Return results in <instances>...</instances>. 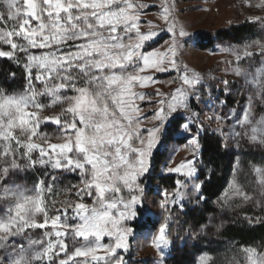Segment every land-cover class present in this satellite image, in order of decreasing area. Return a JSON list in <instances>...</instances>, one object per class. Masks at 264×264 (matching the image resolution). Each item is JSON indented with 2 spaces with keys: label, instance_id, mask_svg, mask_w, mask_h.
<instances>
[{
  "label": "snow or ice",
  "instance_id": "obj_1",
  "mask_svg": "<svg viewBox=\"0 0 264 264\" xmlns=\"http://www.w3.org/2000/svg\"><path fill=\"white\" fill-rule=\"evenodd\" d=\"M152 7L144 0H0V59L24 73L19 88L0 86V264H128L121 253L130 250L132 222L143 205L142 180L169 134L191 136L192 159L166 170L185 179L160 201L169 214L151 246L161 264L172 245L169 204L183 208L188 194L197 204L206 200L197 164L204 127L192 101L201 103V89L209 85L180 59L190 33L177 23L174 6L160 0L158 23L145 25L142 17ZM255 7L264 9V0ZM249 20L264 33V16ZM165 34L169 39L161 48ZM229 51L248 97L239 116L233 109L228 117H215L233 119L223 147L233 139L237 148L245 141L264 151V114L254 110V102L264 104V36ZM173 72L167 83L176 84L174 89L142 91L160 83L156 74ZM9 77L15 81L16 73ZM223 84L227 94L229 81ZM145 102L153 106L150 118L142 108ZM52 109L58 111L45 115ZM44 124L55 125L56 131H41ZM239 164L237 159L221 207L238 198L264 208V157L250 162L247 188L235 178ZM37 167L45 170L44 178L32 185L17 181ZM64 174L78 181L58 193ZM58 194L63 198L57 200ZM201 234H206L203 229L193 239ZM224 261L264 264V244L233 245ZM195 264H216V258L204 253Z\"/></svg>",
  "mask_w": 264,
  "mask_h": 264
},
{
  "label": "rangeland",
  "instance_id": "obj_2",
  "mask_svg": "<svg viewBox=\"0 0 264 264\" xmlns=\"http://www.w3.org/2000/svg\"><path fill=\"white\" fill-rule=\"evenodd\" d=\"M144 2L155 5V7L149 9L147 14L142 17L145 25L148 21L158 23L156 20V13L160 10V0H144ZM259 2L260 0H169V4L174 6V14L177 23L182 25L184 29L190 33V36L185 38L184 45L181 49L182 55L180 56V59L190 69L200 73L204 77V83L209 85V88L201 89V103H197L195 100L192 101V109L193 111L199 112V121L203 123V127H209L210 131L218 134L224 142L227 134L233 131V119L217 120L215 117H228L233 109L236 110L237 116H239L243 111L248 97L244 81L234 74V69L237 65L235 57L229 50L242 48L252 40L264 36V33L260 32L259 25L254 24L255 30L240 38L238 41L224 40L216 43L213 47L207 50L197 48V35L203 32L214 33L216 30L227 28L230 25L250 22V17L264 16V9L255 7ZM248 3L252 6L249 7ZM168 39L169 36L167 34L163 35L159 41V46L163 48L165 46V41ZM260 59L261 57L259 56L255 57V61H259ZM247 63L248 62H242L240 66L247 67ZM256 66L259 65L257 64ZM175 75L174 72L171 74H156L160 83H157L148 89H143L142 91L152 93L156 88H160L165 92L170 91L177 85L168 84L167 81L173 79ZM225 80L229 81L228 87L230 91H228L227 94L223 84V81ZM4 84L5 83L0 81V86H3ZM213 89H216L217 92H214ZM209 91H211V98L208 96ZM153 99H155V97H153ZM220 100H225L226 103L221 106L219 103ZM152 107V105L146 102L142 104L144 113L149 118L152 114ZM254 110L258 115L264 114V104L254 102ZM53 111H58V109L46 111L45 115H50ZM185 115H190V113ZM209 117H212V119L209 120ZM145 125L151 126L148 120L145 121ZM196 127L197 125L194 124L193 128H195V130ZM41 131L52 134L56 131V126L53 124H44L41 126ZM236 131H240V129H236ZM184 135H187V139L185 144L181 146L173 142L166 143L162 137L156 150L160 148L166 149L167 158L159 168V175L175 174L178 176V180L183 181L185 179V177L181 176L179 173H168L166 171L167 168L175 167L181 161L192 159V149L189 145L191 136L189 134ZM191 135L195 134L192 133ZM228 144V148L234 153L232 169L229 173L224 191L221 196L213 202L215 213L209 215L207 227H202L197 231V233H201V230L203 229L206 234L198 235L199 241L202 242L203 251L193 257V264H195L198 257L204 253L215 257L216 264H225L224 258L225 256L231 255L233 245H242L238 244L236 241H225V243L220 245H214L213 249H208L210 243H212L210 241H213L214 239L213 231L215 229L223 228L234 218L238 217L245 220L247 223H249V218H251L254 223H257L255 222L257 217L264 220V208L256 207L255 203H246L237 198L221 207L225 194L230 193V184L234 179L233 168L236 165L237 159H239L240 162L239 169L237 170L239 174L235 178L247 188L251 181V178L247 175L250 162L259 161L264 157V151L257 147L250 146L245 141H240L239 148L236 147V142L233 139H229ZM44 171V169L37 167L35 170H29L26 173L20 174L17 177V181L32 185L39 179L44 178ZM68 175L72 174H64L60 177L56 186V191L58 193L61 188L71 185L69 183ZM177 187L176 184L175 190ZM181 191H183V189H181ZM163 193L164 191L160 190L158 197L153 194L150 195L145 187L143 205L138 208L137 219L132 222L134 235L129 238L130 250L128 253H121L125 255L128 264H161L160 254L151 246V237L155 235L160 223L163 222L164 217L167 215V212L160 208V201L163 199ZM190 195L191 194L185 196L184 202L188 200ZM55 198L60 200L63 198V195L58 194ZM173 206L181 207L179 203L176 205L169 204V209ZM145 215L158 220V226L153 228L146 225L144 230L136 229L135 225L138 224L140 220H143ZM41 231L42 230H37V233L39 234ZM215 236L217 238L219 237L218 234H215ZM105 242H107V238H105ZM165 253L166 254L163 258L164 264H169L167 258L170 256V248L165 250Z\"/></svg>",
  "mask_w": 264,
  "mask_h": 264
},
{
  "label": "trees",
  "instance_id": "obj_3",
  "mask_svg": "<svg viewBox=\"0 0 264 264\" xmlns=\"http://www.w3.org/2000/svg\"><path fill=\"white\" fill-rule=\"evenodd\" d=\"M254 30L255 25L253 23L243 22L216 30L214 33H199L196 46L201 50H207L224 40L238 41ZM12 72L16 73L15 81L9 77ZM0 74V81L5 83L3 86L10 89L19 88L24 82L23 68L6 59H0ZM213 91L217 92L216 89H213ZM195 132L196 130L193 128L192 133L195 134ZM163 138L166 143L173 142L181 146L185 144L187 135L169 134ZM199 143L201 147L197 164L200 169L199 180L204 181L202 194L206 197V200L197 204L189 197L183 203V208L173 206L170 209L172 219L169 232L172 245L170 246V256L167 258L169 264H193V257L203 251L202 242L199 241L198 236L193 239V234L197 233L202 227H207L209 215L215 213L213 202L224 191L234 162L233 151L230 148L225 149L223 147L224 140L218 134L211 132L209 127H204V130L200 133ZM166 158L167 150L164 148L157 149L153 154V169L150 175L142 180L150 195L153 194L158 197L160 190L164 192L175 190L176 181L178 180L177 175H159V168ZM68 179L70 184L78 181V177L75 175H68ZM158 224V220L145 215L144 219L135 225V228L144 230L146 225L156 228ZM215 234H218L219 237L217 238ZM213 238L208 249H213L214 245H220L225 241L259 246L264 244V222L250 224L239 217L234 218L229 224L219 229L218 233L215 229Z\"/></svg>",
  "mask_w": 264,
  "mask_h": 264
}]
</instances>
